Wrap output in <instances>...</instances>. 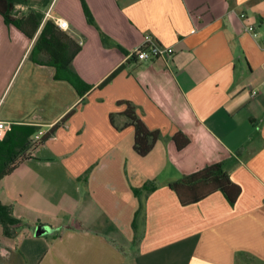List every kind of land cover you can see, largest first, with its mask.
<instances>
[{
	"label": "crops",
	"instance_id": "0c3cea01",
	"mask_svg": "<svg viewBox=\"0 0 264 264\" xmlns=\"http://www.w3.org/2000/svg\"><path fill=\"white\" fill-rule=\"evenodd\" d=\"M84 1L104 44L80 0H40L30 37L0 15V119L33 132L56 123L0 177L19 219L13 235L0 224V264H264V0ZM54 17L79 43L81 94L29 55ZM144 33L171 56L131 57ZM127 109L157 133L144 154ZM214 161L234 200L214 189L180 203L168 183Z\"/></svg>",
	"mask_w": 264,
	"mask_h": 264
},
{
	"label": "trees",
	"instance_id": "16d2710c",
	"mask_svg": "<svg viewBox=\"0 0 264 264\" xmlns=\"http://www.w3.org/2000/svg\"><path fill=\"white\" fill-rule=\"evenodd\" d=\"M19 1L21 0H0V15L5 22L12 23L30 37L37 28L42 13L35 9H29L23 14H14L15 3ZM80 5L86 22L95 28L102 44H104L105 34L97 26L85 1L80 0ZM115 46L123 50L119 44L116 43ZM78 49V42L64 35L60 27L52 20L44 18L29 55L37 61L43 60L52 64L55 67V76L65 77L75 87L77 93L81 94L89 87V84L85 83L70 67V60ZM37 53L41 54L42 58L39 59ZM114 72V70L111 71L99 84L105 82ZM126 113L133 125L132 146L137 153L144 154L151 147L157 133L154 130H149L140 119L133 115L131 110L127 109ZM55 126L56 123L52 124L29 144V136L35 126L10 123L0 137V177L11 171L23 158L29 156V150L43 141ZM172 139L176 148L182 147L188 141V138L179 131L172 134ZM28 145L29 149L27 150ZM168 185L174 190L180 203L196 201L214 189H220L227 200L232 202L239 190L238 186L229 179L220 161L205 164L183 174L178 180L171 181ZM18 223L19 219L12 215L10 206L0 202V224L3 234L13 235Z\"/></svg>",
	"mask_w": 264,
	"mask_h": 264
},
{
	"label": "built area",
	"instance_id": "2783aa9c",
	"mask_svg": "<svg viewBox=\"0 0 264 264\" xmlns=\"http://www.w3.org/2000/svg\"><path fill=\"white\" fill-rule=\"evenodd\" d=\"M244 13H240V16H243ZM54 22L57 26L62 29L67 27V22L65 19L61 17H54ZM247 31H249L252 35L255 34L253 31V26L251 24H247ZM173 53V48L171 45H164L157 42L150 34L144 33L141 41L132 50L128 53L131 57L135 59H151V58H166L171 56ZM262 86L264 89V80L262 82ZM257 89L251 88L250 94H256ZM264 92V91H263ZM8 127V123L5 120L0 119V137L3 135L4 131ZM43 132L42 129H37L35 136H39Z\"/></svg>",
	"mask_w": 264,
	"mask_h": 264
},
{
	"label": "rangeland",
	"instance_id": "374dc122",
	"mask_svg": "<svg viewBox=\"0 0 264 264\" xmlns=\"http://www.w3.org/2000/svg\"><path fill=\"white\" fill-rule=\"evenodd\" d=\"M38 2H40V0H21V1L17 2V3H15L13 12L16 15L22 14V13L26 12L29 9L37 8L36 6H38ZM35 133H36V131L32 132L30 134L29 144H30V142H32L33 140H35V139H37L39 137V136L36 137ZM26 149L27 150L29 149V145L26 147Z\"/></svg>",
	"mask_w": 264,
	"mask_h": 264
},
{
	"label": "water",
	"instance_id": "95a60500",
	"mask_svg": "<svg viewBox=\"0 0 264 264\" xmlns=\"http://www.w3.org/2000/svg\"><path fill=\"white\" fill-rule=\"evenodd\" d=\"M45 230V227L44 226H42V225H37L36 227H35V229H34V233L35 234H38V233H40V232H42V231H44Z\"/></svg>",
	"mask_w": 264,
	"mask_h": 264
}]
</instances>
